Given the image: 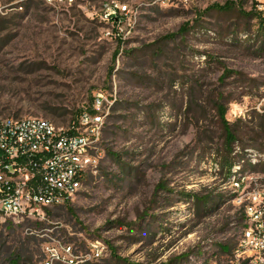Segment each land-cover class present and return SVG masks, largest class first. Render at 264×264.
Instances as JSON below:
<instances>
[{
  "label": "rangeland",
  "instance_id": "374dc122",
  "mask_svg": "<svg viewBox=\"0 0 264 264\" xmlns=\"http://www.w3.org/2000/svg\"><path fill=\"white\" fill-rule=\"evenodd\" d=\"M112 1L133 9L122 30L100 20ZM0 5V115L101 116L97 171L43 218L7 221L0 264H245V229L264 227V15L246 0Z\"/></svg>",
  "mask_w": 264,
  "mask_h": 264
},
{
  "label": "built area",
  "instance_id": "2783aa9c",
  "mask_svg": "<svg viewBox=\"0 0 264 264\" xmlns=\"http://www.w3.org/2000/svg\"><path fill=\"white\" fill-rule=\"evenodd\" d=\"M52 6L77 0H44ZM191 5L197 0H168ZM264 15V0H246ZM2 7L0 5V12ZM132 7L118 1L103 4L100 20L122 30ZM102 101L97 99L96 105ZM101 116L83 111L78 123L57 125L36 116L0 115V231L9 220L41 219L50 207L73 200L97 171ZM245 264H264V227L245 229L236 250ZM240 259L235 264H240Z\"/></svg>",
  "mask_w": 264,
  "mask_h": 264
},
{
  "label": "trees",
  "instance_id": "16d2710c",
  "mask_svg": "<svg viewBox=\"0 0 264 264\" xmlns=\"http://www.w3.org/2000/svg\"><path fill=\"white\" fill-rule=\"evenodd\" d=\"M232 3V1H229L228 4ZM223 8V7H221ZM255 10H252L250 12V14L258 16L260 15V13H257ZM259 14V15H258ZM261 23L264 26V17H262L261 19ZM189 24L185 23V25L182 27L181 30L186 31L188 29ZM216 107L218 110V116H219V121H220V126H221V130L224 134V140H225V145H226V157L224 158L223 162H222V168H226L228 167V169H230L232 167V162L230 160H228L227 158V154L230 155L231 152L233 151V145L237 140V134L233 128V124L227 120L226 118V113H227V104L223 101H216ZM158 187H161V189L166 188L163 183H160L158 185ZM197 200L200 201L201 198L197 197ZM48 210V209H47ZM37 224H40V222H38ZM220 249L223 252H230V247L229 245H223L222 247H220Z\"/></svg>",
  "mask_w": 264,
  "mask_h": 264
}]
</instances>
